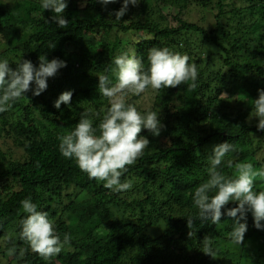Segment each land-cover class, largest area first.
<instances>
[{"label": "trees", "instance_id": "obj_1", "mask_svg": "<svg viewBox=\"0 0 264 264\" xmlns=\"http://www.w3.org/2000/svg\"><path fill=\"white\" fill-rule=\"evenodd\" d=\"M231 1L140 0L117 21L109 12L122 0L107 8L98 0H67L63 15L69 24L63 29L51 22L55 14L44 10L41 0H15L10 9L0 0V59L15 68L21 59L38 66L39 56L46 55L67 65L49 78L40 96L29 91L0 113V255L7 264H216L218 256L228 254L226 243L236 245L228 239L233 220L224 215L217 225L201 222L192 200L208 179L207 156L214 145L227 141L237 147L225 157L233 166L220 168L229 178L237 175L238 163L263 164L258 156L264 153V131L257 130L253 101L264 88V0H244L243 6ZM152 47L189 55L198 69V87L149 88L154 92L150 110L165 126L160 147L159 136L143 129L140 135L151 144L121 177L133 187L113 192L64 158L57 137L71 132L89 108L100 112L91 117L97 127L109 106L97 91V75L125 52L135 54L147 70ZM106 74L115 83L111 72ZM66 90L73 92L71 105L56 109L54 101ZM141 96L129 94L126 103L144 114L149 109L138 104ZM135 191L144 196H133ZM29 197L37 210L48 213L61 240L65 233L72 237L50 261L19 238V221L26 215L20 201ZM189 217L194 220L190 237ZM161 223L165 229L155 236L150 229H160ZM206 235L214 258L203 253ZM253 237L260 244L248 249L255 258L251 263L264 264V230L254 227L248 213L244 242L236 246L246 249Z\"/></svg>", "mask_w": 264, "mask_h": 264}, {"label": "clouds", "instance_id": "obj_2", "mask_svg": "<svg viewBox=\"0 0 264 264\" xmlns=\"http://www.w3.org/2000/svg\"><path fill=\"white\" fill-rule=\"evenodd\" d=\"M98 2L107 8V5L118 0ZM139 3L140 0H122L121 7L109 12V16L114 15L115 20L120 21L128 12L130 4L138 6ZM41 7L55 14L51 22L57 27H68L69 21L63 15L68 7L67 0H41ZM189 60L186 53L174 52L168 47H152L148 50V68L145 70L142 60L135 54L125 52L116 55L111 65L97 75V91L107 98L109 104L102 110L104 114L98 126H93L91 117H100V112H94L91 108L83 111L74 129L57 137L61 155L74 160L79 170L86 173L90 180L103 182L105 189L117 193L130 190L132 181L121 182V177L129 166L136 164L151 144L140 133L146 129L152 136L158 137L165 126L161 123L160 114L151 110L141 114L134 104L126 103V97L129 94L140 96L149 88L159 91L185 84L188 91H194L198 87V69ZM66 66V61L59 58L49 60L46 55L39 56L38 66L30 60L21 59L13 68L7 58L0 59V113L10 110L29 91L33 96H40L47 90L49 78H55L59 70ZM108 72L115 77V83L106 74ZM257 91L258 98L253 101L255 117L258 118L256 127L258 131H264V88ZM72 96L70 90L62 92L53 106L56 109H60L61 104L70 106ZM235 152L237 147L227 141L212 147L207 156L208 179L196 187L192 200L201 222L210 220L213 225H217L222 216L231 218L233 228L228 233V239L241 246L247 232L248 213L253 217L254 227L264 230V190L254 191L257 179L264 182V167L256 169L252 163H238L235 165L237 175L229 178L220 168L224 163L229 168L233 166V161H225V157ZM230 203L236 206L227 207ZM20 204L26 215L19 221V238L27 243L33 253L50 261L70 244L71 235L65 233L61 240L48 213L37 210V205L30 197L20 201ZM193 225L194 220L187 218L189 237ZM202 243L203 253L214 258L216 253L212 240L206 235ZM14 253L15 248L9 249L10 256Z\"/></svg>", "mask_w": 264, "mask_h": 264}, {"label": "rangeland", "instance_id": "obj_3", "mask_svg": "<svg viewBox=\"0 0 264 264\" xmlns=\"http://www.w3.org/2000/svg\"><path fill=\"white\" fill-rule=\"evenodd\" d=\"M231 2H233L232 4H236L237 6H243L244 3H245L244 0H232ZM2 4L5 7H7V9H10V7L12 6V4H15V0H2ZM156 19H158V18H156ZM147 36L148 35L145 34V37H147ZM153 94H154L153 91H151L150 89L147 90L145 93H143V96H141L140 99L137 101L138 104L143 109H149L150 110L152 108V103H153V101H152L153 100ZM237 97H238L237 95H235L233 97H230L229 96V98H230V100H229L230 104H234L235 103V99ZM160 118H161V116H160ZM251 119H254V117H251ZM162 131H163V129H162ZM153 137H156V136H153ZM160 139H161V135L159 136V138L157 140V143H156L157 145L156 146H159L160 147V144H159L160 143ZM1 146H3V145L1 144ZM9 146L12 148V151H13L14 150V147H13L12 143H9ZM10 147H4V148L8 152H12V151H9L8 150ZM146 150H148V148ZM146 150H145V152H146ZM258 157H259V160L260 161L263 159V161H262L263 164H261L262 166H260L258 164V161H255L254 163L250 161V163H252L253 166H254V168H256V169H259L261 167H264V153H260ZM256 187L258 188L259 191L260 190H264V182H262L259 179H257L256 180ZM133 196L143 197L144 196V193L135 191ZM159 228L160 229H157L156 227L151 228L150 229V232L152 234H155V236L159 235L161 232L164 231L165 224L164 223H161L160 226H159ZM251 241H254V243L251 242ZM257 244H260L259 243V239H256L255 237H253L252 239H250L246 243V246H245L246 249L241 248V247H238L236 245L233 246L231 244L226 243V246L223 248V250L224 251H227L228 254L226 256H218L216 258V264H249V263L252 264L251 263V260L254 261L255 258H252L251 255H249L248 249L255 248ZM243 251H245V252H243ZM244 254H245V258L243 259ZM252 254H255V253H252ZM0 256H1L0 263L2 264L4 262L5 264H7V260L3 257V255L1 254Z\"/></svg>", "mask_w": 264, "mask_h": 264}]
</instances>
